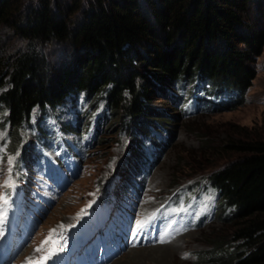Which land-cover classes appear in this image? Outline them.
Wrapping results in <instances>:
<instances>
[{
    "label": "trees",
    "instance_id": "16d2710c",
    "mask_svg": "<svg viewBox=\"0 0 264 264\" xmlns=\"http://www.w3.org/2000/svg\"><path fill=\"white\" fill-rule=\"evenodd\" d=\"M249 2L0 0V125L7 126L11 149L31 127L34 109L38 124L48 107L81 94L90 107L103 100L106 123L119 119L131 141L126 165L139 158L137 135H146L159 116L150 108L153 90L167 95L164 86L196 76L233 92L223 108L234 107L251 86L264 46V27L254 26L247 37L237 32L249 21ZM5 29L26 48L5 54ZM51 44L72 50L57 67L45 54ZM262 127L261 138L230 139L217 148L225 160L207 180L220 195V218L235 228L202 251L199 264H264Z\"/></svg>",
    "mask_w": 264,
    "mask_h": 264
},
{
    "label": "rangeland",
    "instance_id": "374dc122",
    "mask_svg": "<svg viewBox=\"0 0 264 264\" xmlns=\"http://www.w3.org/2000/svg\"><path fill=\"white\" fill-rule=\"evenodd\" d=\"M249 3V21L244 22L246 24L242 27H237L238 34L244 37L253 31L254 26L260 30L264 27L263 1L250 0ZM1 36L5 43V54L25 49L27 46L25 41L13 36L8 29L1 32ZM61 48L51 44L45 52L55 67L72 53L70 49L63 51ZM253 66L255 76L251 86L242 94L241 102L231 108L223 106L236 98L233 92L226 87L220 89L213 81L202 80L196 76L180 77L171 86H164L167 95L152 91L150 108L159 112L157 119L159 117L160 120L154 119L150 134L137 135L135 142L137 145L141 143L140 148L147 157L146 162L151 160L153 163L148 167L149 170L144 171L143 184L134 186L138 195L130 190L120 195L121 200L119 196V201H122L121 210L128 217L126 230L118 226L116 218L112 232V229H103L110 237L107 243L101 240L103 234H96L100 245L108 246L112 255L107 262L101 264H199L197 256L201 257L202 251L211 250L217 241L230 237L235 222H224L220 218V195L208 185L206 177L225 160L217 149L220 144L230 139L261 138L264 122V46L255 57ZM72 99L70 97L65 103L48 109L50 115L44 118L45 125L50 130L47 129L42 141L35 139L40 150H44L33 163L21 160L24 152L31 156L37 151L36 143H29L27 134L31 131L22 130V150L12 152L3 142L7 135V126L0 125V230L7 221L14 220L15 217L14 204L12 209L3 214L8 207V201L5 203L4 199L8 195L9 187H19L17 181H26L28 185L25 188L27 197L23 216L15 220L22 228V239L18 242V247L23 250L18 254V264L36 259L41 251L46 254L52 245L61 251L62 260L66 250L71 249L72 243V236L68 234L67 228L89 211V200H94L101 194L98 183L107 180L115 182L117 167L127 166L130 167L129 170L132 169V164L125 165L123 162L131 141L126 131L119 127V119H111L104 124L98 131V139L95 135L97 115L104 107L103 100L86 112L90 102L85 99V95L82 94L73 101ZM38 113L35 109L34 119ZM79 119L81 124L78 131L60 130L58 135L56 128L59 125H78ZM60 137L68 146V152L64 148L60 149L65 146ZM50 143L55 146L48 147ZM160 144L163 146L157 150ZM133 162L136 163V160ZM141 165L140 167H145ZM131 177L134 182L139 183L142 176L140 173L138 176L135 170ZM122 178L119 177V181ZM134 182L132 185H136ZM190 183H195V193L188 187ZM187 189L190 191L182 197L176 194V191L179 193ZM42 191L45 199L34 204V196ZM100 196L105 198L108 194ZM173 196L178 197L179 205L183 206L180 210L172 206V201L165 206L166 201ZM37 198L36 196L35 199ZM14 201L21 203L20 191H17ZM170 210L175 213L183 212L182 229L176 226ZM185 211L196 214L191 219ZM17 214L20 215V210ZM140 221L143 222L140 230L146 234H153V231L159 229L163 233H175V239L164 245L136 247L143 233L132 237L140 232L137 231V222ZM82 238L83 234H80L77 237L78 242ZM95 255L96 250L92 253L89 249V257L78 254L75 264H90L89 259Z\"/></svg>",
    "mask_w": 264,
    "mask_h": 264
},
{
    "label": "snow or ice",
    "instance_id": "6c2138e0",
    "mask_svg": "<svg viewBox=\"0 0 264 264\" xmlns=\"http://www.w3.org/2000/svg\"><path fill=\"white\" fill-rule=\"evenodd\" d=\"M4 202L5 203H7V199L5 198V200H4ZM143 226V222L142 221H140V222H137V231H139L140 230V228ZM47 241H45V243H46ZM162 242H164V241H162ZM40 249H37V251H39ZM29 264H31V261L29 262Z\"/></svg>",
    "mask_w": 264,
    "mask_h": 264
},
{
    "label": "bare ground",
    "instance_id": "6f19581e",
    "mask_svg": "<svg viewBox=\"0 0 264 264\" xmlns=\"http://www.w3.org/2000/svg\"><path fill=\"white\" fill-rule=\"evenodd\" d=\"M163 249V248H162ZM159 250V249H158Z\"/></svg>",
    "mask_w": 264,
    "mask_h": 264
}]
</instances>
